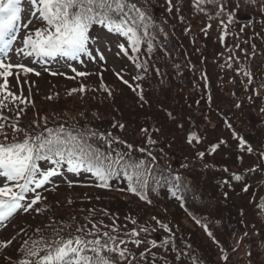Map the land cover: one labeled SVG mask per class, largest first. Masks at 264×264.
<instances>
[{"label":"trees","instance_id":"16d2710c","mask_svg":"<svg viewBox=\"0 0 264 264\" xmlns=\"http://www.w3.org/2000/svg\"><path fill=\"white\" fill-rule=\"evenodd\" d=\"M162 2L168 4L166 0ZM156 4L160 6L159 0ZM262 5L264 0H220L217 5H202L205 12H200L193 0H171L172 17L191 32L190 54H182L175 41L163 38L158 16L146 14L151 17L148 31L153 49L149 52L147 43H142V54L130 61L131 88L106 70L92 72L86 80L65 76L41 89L34 87L30 79L21 83L13 92L18 97L22 93L25 102L16 100L8 103L7 108L0 107V123L4 124L3 132L9 140L24 138V132L13 133V124L31 133L41 132L45 126H63L74 134L84 130L112 132L125 142H114L115 150L129 151L134 158L147 160H151V152L159 166L157 173L167 169L180 176L186 187L178 190L174 181L157 183L150 177L151 187L146 190L149 204L126 190L128 181L123 175L110 179V187L98 188L97 178L81 170L78 173L87 175L88 182L71 183L72 187L67 183L42 191L43 199L33 206L39 211L22 210L15 216L13 231L6 235L7 240H0L13 241L7 248H0V264L19 260L26 240L31 244L42 235L51 237L57 230L61 237H66L75 233L79 225L91 229L89 220L102 232L110 231L113 220L123 231H130L133 218L138 221L137 228L154 225L162 239L156 242L157 247L142 243L137 248L127 243L135 255V259L129 257L132 264H193V260L196 264H264V144L251 140L252 134L257 133L264 140ZM97 25L90 28V33ZM58 56L36 58L47 62ZM137 64L144 67L138 68ZM101 81L108 91L100 88ZM82 84L83 93L69 95L71 89H79ZM117 123L124 128H113ZM142 129L148 130V136ZM190 132L199 136V143H188ZM222 135L226 144H216L217 150L210 152L214 141ZM148 137L156 143L149 145ZM239 138L244 139L243 146ZM128 144L132 149H127ZM96 145L102 150L107 148L101 141H96ZM141 147L147 151L140 152ZM249 147L252 152L247 151ZM220 151L225 153L222 158ZM199 152L205 153L203 158L198 156ZM207 173L216 176L211 178ZM233 174L240 175L241 180L233 179ZM246 196L251 198L248 211L243 208ZM157 221L167 224L170 232L160 228ZM164 240L171 243L160 247ZM171 244L181 253L178 261Z\"/></svg>","mask_w":264,"mask_h":264},{"label":"snow or ice","instance_id":"6c2138e0","mask_svg":"<svg viewBox=\"0 0 264 264\" xmlns=\"http://www.w3.org/2000/svg\"><path fill=\"white\" fill-rule=\"evenodd\" d=\"M166 2L169 4L168 10L171 11V0H166ZM219 2L220 0H193V5L198 11L205 12L202 5H217ZM251 2L254 3L255 0H251ZM30 5L34 9L32 15L38 17L41 26L26 32L21 41L22 46L16 48L17 55L24 57L60 55L73 59L79 58L82 54L89 55V30L97 24L107 28L110 32L125 36L128 47L134 53L140 52L142 43H147L149 52L153 49L148 31L151 26L148 21L151 20V17H148L137 6L135 0H30ZM262 10H264V5H262ZM220 11H223V7L220 8ZM217 15H219V11ZM229 17L231 18V13H229ZM211 18L210 16L209 19ZM29 27V24L22 22L21 0H0V78H3V83H0V107L2 108H7L8 103L16 100H19L20 103L25 102L22 93L21 97H18L8 90V78L13 75V69L22 70L25 74L33 72L34 69L21 63H10L8 59L14 41L17 40V34L22 28L27 30ZM221 40H223V36H221ZM120 49L125 51L124 45H120ZM127 54L125 52V55ZM99 59L103 60L104 57L101 55ZM136 66L144 67L141 64ZM73 71L76 72V69ZM35 74L39 75L38 72ZM244 74L249 75L247 72ZM87 75L90 74L76 72L77 77ZM74 78L70 77V79ZM120 78L123 80V77ZM134 79H138V77H134ZM17 83H19L18 74ZM123 83L132 87L127 80H123ZM249 83H252L251 78ZM100 88L108 91L103 81H101ZM76 91L83 93L85 86L82 84L79 89H71L69 95ZM109 95H111L110 92ZM140 99L144 100V97L141 96ZM169 116L171 117V113ZM11 127L13 133L24 132V138L9 140L7 133L3 132L4 124L0 123V135L3 136V141H0V222L7 220L20 209L24 212L39 211L33 206L43 199L40 190L45 189L52 182V178L59 174L63 166L67 167L68 172L78 173L83 170L92 173L99 181L95 185L98 188L110 187V179L123 175L128 181L126 190L149 204L151 201L147 198L146 190L151 187L150 177L153 182L157 183L161 180L174 181L173 186L178 190L186 187L180 176L173 175L167 169H162L157 173L156 169L159 166L155 163L156 157L151 152H148L151 160H147L134 158L129 151L115 150L114 142L119 141L120 144L125 142L113 136L112 132L98 133L84 130L74 134L73 131L66 130L63 126L58 129L45 126L41 132L31 133L18 128L16 124ZM112 127L123 129L124 125L117 123ZM142 132L148 136L147 129H142ZM239 139L240 145L243 146L244 139ZM96 141L103 142L107 148L102 150L96 145ZM193 142L199 143L200 138L195 132H190L188 143L192 144ZM147 143L154 145L156 141L148 137ZM223 143L224 141L221 140L220 144ZM218 146L213 144L210 152H215ZM132 147L131 144L127 145L129 150ZM139 151L146 152L147 149L141 147ZM247 151L252 152L253 149L249 147ZM204 155L203 152L198 153L201 158ZM261 157L264 158V153L261 154ZM40 161L46 162L48 166H42ZM232 178L237 181L241 180V176L236 174H233ZM69 187H72L71 183H69ZM26 194H31L32 198L28 203L22 204V201L26 200ZM181 207L184 205L181 204ZM153 219L155 220V217ZM196 222L200 223L199 220ZM88 223L91 224V229L86 230V226L79 225L75 233H69L66 237H61L57 230L51 237L42 235L40 239L31 241V244L27 240L24 241L22 256L13 264H122V262L132 264L135 255L127 247V243L130 242L137 248L142 243H147L138 237L140 233L147 232L149 229L144 226L135 227L138 225V221L134 218L131 219V224L134 227L130 231H123L122 228L117 227L115 220H113L110 231L103 232L91 220ZM157 223L165 232H170L167 224L159 221ZM104 227L109 226L104 225ZM203 227L205 232L212 236L207 226L203 225ZM12 242L9 240L6 243H0V248H7ZM170 243V240H164L159 246L166 247ZM151 244L152 247L158 246L156 241H151ZM171 250L177 253L175 259L180 260L181 253L174 244H171ZM140 258H144L143 252L140 253ZM222 258L227 259V257ZM193 264H196L195 260H193Z\"/></svg>","mask_w":264,"mask_h":264},{"label":"rangeland","instance_id":"374dc122","mask_svg":"<svg viewBox=\"0 0 264 264\" xmlns=\"http://www.w3.org/2000/svg\"><path fill=\"white\" fill-rule=\"evenodd\" d=\"M135 2L146 14L151 15L156 11V13H158L157 15L160 20L158 22V26L160 27V29L163 30L162 32L164 36L163 38L167 41L169 40L171 41L173 40V42L175 41L181 48L182 54H190L191 45H192L190 41L191 32L188 30L186 26L182 25V23H179L176 19L173 18L174 15L172 10L171 11L168 10L169 4L163 3L162 0H159L160 6L156 4L158 0H135ZM21 8H22V22L29 24L30 27L27 30L22 28L20 32L17 34V40L14 41L13 47L11 49L12 51L11 53H9L10 60L8 62L13 64H17V63L24 64L27 67L33 68L34 72L25 74L23 73L22 70L13 69L12 70L13 75L8 78V90H10L11 92L16 91L19 85H21V83H27L29 79L33 82L34 87L41 89L44 85H47L50 82L57 83L58 81H61L65 76L67 77V79L69 77H74L76 76V72H85L90 74L92 72L95 73H97L98 71L101 72V70H106L114 73L116 78H118V80L120 79L119 75H121L124 78L123 80L129 81L128 75L133 73V68L130 61L133 60V58L136 57L137 54H142L141 51L139 53L132 52L131 49L128 47V41L125 36H122L119 33L116 34V32H111L113 34V37H110L111 34L102 30L101 28L99 29L98 32L95 33L96 36H98V39L95 42L96 43L95 49L92 50L88 56L81 57L78 63H73L70 65L64 64V66L61 65L62 68H58L54 70L45 63H38V62L33 63L34 60L33 57L30 58V57L17 55L16 48L22 46L21 41L23 40V37L26 34V32L32 31L34 28L41 26V22L39 21L38 17L31 15V12H33L32 11L33 8L30 5V0H21ZM120 45H124L125 51H121ZM125 52H127L128 54L125 55ZM101 55L104 57L103 60L99 59ZM140 57L141 56H138L137 58ZM73 69H76L74 75H72L74 72ZM37 72L39 73V75L35 74ZM53 73H55V75H53ZM61 73H63V75H61ZM17 74L19 75V83H17ZM52 75L54 77H52ZM89 76L90 75L80 78L82 80H86ZM0 83H3V78H0ZM14 94L16 95V93ZM244 132L247 135L249 134L247 133L246 130H244ZM222 136L218 137L214 141V144H219L221 146H224L226 144V139L225 136L223 137ZM221 140L224 141L223 144H220ZM251 140L257 141L260 144H264L263 135H260L259 133H257L254 136L252 134ZM224 154H225L224 151H220L219 154L220 158H222ZM42 166L47 167L48 165L44 163ZM60 174L61 177L59 176L53 177L52 178L53 182L49 184L45 189L59 188L61 183L64 182V179H62V177H65L67 180L82 179L80 177H77L75 173L68 172L66 169L62 170ZM207 174L211 178L216 176L214 173H207ZM56 178L58 180H56ZM45 189H42L41 191ZM27 197L28 198L23 204L28 203L32 198V195L28 194ZM248 201H251V198L246 196L243 201L245 203L243 208H246V211H248L250 208V205L248 206L249 204ZM9 218L10 219L7 222L0 224V240H2L3 238L7 240V238L5 237H7L10 231H13L14 229L12 228L14 225L13 219L11 217ZM146 228L149 229V231L142 232L138 238L141 239L142 241H147V243L144 244L150 245L151 241H154L152 236L153 233L158 230L154 225L146 226ZM236 255H238V253ZM262 259H264V256L262 257ZM178 264L181 263L178 262Z\"/></svg>","mask_w":264,"mask_h":264}]
</instances>
